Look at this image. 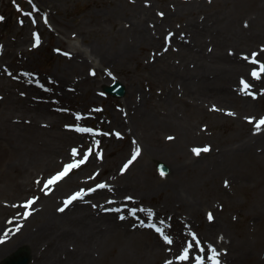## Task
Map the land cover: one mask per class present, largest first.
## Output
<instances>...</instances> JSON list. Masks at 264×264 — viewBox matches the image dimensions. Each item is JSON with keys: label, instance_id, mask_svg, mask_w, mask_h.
<instances>
[{"label": "rangeland", "instance_id": "374dc122", "mask_svg": "<svg viewBox=\"0 0 264 264\" xmlns=\"http://www.w3.org/2000/svg\"><path fill=\"white\" fill-rule=\"evenodd\" d=\"M214 1L31 0L29 2V0H0V16L4 18L0 21V47L3 51L0 56V118L2 112L11 111L9 120L21 124L20 131L22 132L29 131V126H34V122L36 124L44 123L46 128L50 129V120H56L58 124L52 128V131L57 144L63 136V130L74 132L76 135L78 134V137L81 136V133L72 130L75 125L91 128L98 133H106L102 140V146L95 143L93 147L98 153L104 154L100 162L107 169L104 171L100 163V165L92 166L91 162L75 168L73 172L69 173L68 178L79 173L81 177L79 176L74 185L66 184L68 191L89 179H94L95 176H99L92 183V185L95 183L97 185L104 178H108L109 173L117 171L120 162L128 159L134 153L136 145L131 149L127 147L128 140L134 138L133 134L127 133V128L125 131L120 130L119 123L115 121L113 123L114 115L121 111L126 99L141 102L140 105L143 109L151 105H161L160 110L166 113L168 112L166 102L176 98L179 100L176 114L181 119L183 118L188 130V134L185 133V139L182 141L181 150L188 163L195 161L192 150L201 143L209 141L211 146L220 149L225 145L240 147V143L248 141V149L243 155L242 151L246 148L241 146V151H234L229 156L226 152L220 156L221 161H225L229 166L227 169L217 170V173L210 174L207 183L203 181L202 174L198 170L186 171L185 188L191 190L192 198H199V204L194 205L195 207L189 208V205H187L188 207L180 205V201L176 200H171L170 204H166L165 193L143 197L142 203L149 206L148 208L162 207L163 204L167 206V211L162 208L160 214L155 215L148 222L162 227L165 233L173 239L171 246L180 254L188 240L191 239L190 233L192 232L197 234L203 245L207 224L203 208L208 205L202 206L204 202L209 204V201L214 202L222 215L226 216L224 224L226 230L230 233L233 232L236 236L246 231V227L248 228L250 225L251 231L256 236L261 235L263 243H260V246L264 247V226L260 225L264 222V212L260 215L263 216L259 218V223L257 220L254 222L253 214H249L262 210L261 205L264 203V131L261 132L263 127L259 131L255 129L256 122L264 118V96L262 94L264 92V74L261 75L263 79L260 82L261 94L253 100L256 105L253 109L245 108L238 104L236 99H229V97L225 104H221L215 98L202 101L201 98H198V94L186 92L185 96L188 100L184 102L181 99L184 94L180 82H176L177 91L168 94L170 88H165V83H159L158 77L152 78L147 74L150 65L158 57H160L159 64L165 60L170 64L178 65L182 59L177 53L185 51L186 43L196 50L197 41L195 42L192 38L191 32L186 31L187 24L192 20L193 23L205 25L206 15L215 14L213 11L219 8L213 3ZM218 1L222 2L220 3L222 7L224 0ZM191 4H198V7L193 14L185 15V8ZM206 4H210V11L206 10ZM144 7L147 8L145 14H141ZM256 10L253 2L243 4L241 9L237 10L236 15L242 20L245 19V15L252 14ZM29 12L32 13L31 16L24 14ZM147 12L154 17L161 13L163 16L168 13L177 14L161 23L147 15ZM45 17L48 21L47 24L44 22ZM125 17L147 24L144 27L151 30L150 35H153V31H157L161 38L159 46L150 45L149 40H145L142 46L135 43L136 45H131L130 50L127 49L125 52L121 50L119 56H112L116 59L112 60L113 63H103L99 58L95 59L91 53L92 47H101L103 53L108 54V52L119 50L122 44L134 43L133 31L137 29H131L130 25L126 24ZM120 27L123 29L120 30ZM34 34L40 36L41 42L37 47L33 46L35 43ZM187 34L189 36L185 42ZM211 47L212 45L208 46V48ZM75 55L77 58L81 57L79 55H85L90 57L93 62L71 68L66 61ZM188 63L190 69L197 66V62L193 58ZM255 68L259 71V64ZM77 78L80 82L71 95L62 96L56 91L60 82L69 85L73 83V79ZM116 78L120 79L130 90L129 94L126 93L122 98L108 95L103 91L104 81H113ZM198 78V76L194 77L195 81ZM246 81L252 82L250 78H247ZM154 82L156 83L154 84ZM7 88L10 90V94L13 93L10 96L13 101L10 98L6 100L9 96L6 94ZM15 98L19 100L15 101ZM239 102L242 103L240 100ZM42 105H45L47 109ZM41 109L44 111L42 112ZM77 116L81 119L77 120ZM250 120L252 122H249ZM6 129V125L0 119V134L3 136V140H6ZM152 130L147 132L145 128H140L138 133L145 138L148 134H152L149 138L156 146L172 144L180 138L177 126H158L154 131ZM109 132H114L115 135L116 133L120 134L116 135V139L122 142L119 147L126 146V151L122 156H118L120 148L112 151L114 153H108V149L111 147V141H107ZM203 133L207 135L205 140L202 138L205 137ZM27 134L29 135V133ZM99 135H93L94 142L101 141ZM126 136L127 139H125ZM18 142L19 146H23L22 139L12 140V146L7 141H0L1 222L9 221L19 202L36 196L44 187L47 179L56 176L66 165L74 162H70L69 158L63 160L57 156L56 162L58 158L60 160L57 165L41 166L39 164L37 166L34 164L32 168L25 169L23 161L26 160V157H22L21 166L14 167L13 165L18 160L17 157L24 154L16 155V151L24 149L23 146V149L18 150ZM32 142L43 147L46 145V136L40 134ZM64 144L71 145L69 141ZM88 149L89 143L87 142L85 149L76 155L75 160H80ZM38 154L39 157H42L43 153ZM156 158L149 156L145 159V162L149 163V168L148 175L145 172L147 176L144 178V185H148L147 181H151V179L156 182L158 178L169 175L161 176L157 168L159 159L167 163L168 160ZM25 164L27 165L26 162ZM232 172L237 174L235 181L230 177ZM122 176H128V173ZM127 181L129 180L127 179ZM165 213H172L173 216H165ZM180 218L182 220L178 221ZM177 240H180V245H177ZM9 248L11 247L9 246ZM19 248L13 249L12 252L1 258L0 264H3L5 259L12 256ZM198 254H200L198 249L194 248L192 259L185 263L195 264L194 257ZM163 260V257L161 260L158 258L156 264L163 263ZM97 264L133 263L125 257H116L115 254H110L100 258ZM147 264L155 263L147 262Z\"/></svg>", "mask_w": 264, "mask_h": 264}, {"label": "bare ground", "instance_id": "6f19581e", "mask_svg": "<svg viewBox=\"0 0 264 264\" xmlns=\"http://www.w3.org/2000/svg\"><path fill=\"white\" fill-rule=\"evenodd\" d=\"M242 2L243 4L253 2L257 10L252 14L245 15V19L241 20L236 13L238 9H241ZM213 3L219 8L213 11L215 14L206 15L205 25L193 23L194 21L192 20L190 21L191 23L187 24L186 31L191 32L192 38H194L195 42L197 41L196 50L193 46H188V43H186L188 47L185 46V51L177 53L182 59L178 65L170 64L165 60L159 64L160 57H158L150 65L151 67L149 66L147 74L152 78L158 77L159 83H165V88H170L168 94L170 92L175 93L177 91L176 85L180 82L184 94L181 99L184 102L188 100L185 96L186 93L198 94V98H201L202 101L215 98L221 104H225L229 99H236L241 106L253 109L256 107L254 99L252 96L243 93L241 80L246 81L247 78H250L252 81L248 83L251 86L250 91L255 93L256 97L261 94L260 82L263 79L257 80L252 77V71L258 70L255 68L256 64H252L250 60L252 53L259 54L257 56L259 61L264 60V51H262L264 49V0H224L222 7V4H220L222 2L218 0ZM206 5V10L208 11L210 4ZM197 7L198 4H191L185 8V15L187 13L193 14ZM146 9L144 7L141 14H145ZM146 14L154 17L149 12ZM176 14L168 13L164 16L159 14L154 18L156 21L163 23L166 19ZM131 18L133 19V17ZM125 19L127 21L126 24L130 25L131 29H137L133 31L134 43L122 44L116 52H108L109 55L106 52L103 53L101 47H92L91 53L95 59L99 58L103 63H113L112 60L116 59L112 56H119L121 50L124 52L127 49L130 50L132 48L131 45L135 43L142 46L145 40H149L148 43L150 45L159 46L161 38L157 31H153V35H150L151 30L144 27L147 24H143L137 19L133 21L129 17H125ZM119 29L123 28L120 27ZM188 36L189 34L185 36V42ZM210 45L212 47L208 48ZM79 56L82 58H77V55H75L71 59H67L66 62L71 68L93 62L90 57ZM245 56L249 57V60H245L243 58ZM191 58L197 62V66L194 69L188 67V62ZM196 76L199 77L197 81L194 79ZM155 79L157 81V78ZM72 82L69 85L60 82L59 86L56 87V91L62 96L71 95L78 87L80 80L77 78L76 80L73 79ZM107 82L110 83L111 80L104 81V85ZM129 91L127 89L126 93L129 94ZM6 94L9 95L6 98L8 100L13 93L10 94V90L7 88ZM11 100L13 101V99ZM18 100V98H15V101ZM178 101L177 98L173 101H167L168 112L166 113L160 110L161 105H151L143 109L140 105L141 102L126 99L121 111L114 115L113 123L114 121L119 123L120 130L125 131L127 128V133L133 134L134 138L133 140H128L127 147L131 149L136 145V148L139 147L141 150L140 155L126 170H123V166L133 154L128 159L121 161L117 171L109 173L108 178L103 179V184L108 185L107 188H94L96 189L95 191H89L93 189L90 185L99 176H95L94 179H89L82 185H78L76 187L78 192L81 191V187H84L85 190L87 188L85 192H88V194L83 199L73 201L63 212L59 211V209L64 207L65 196L70 192L66 188V184L74 185L80 173L70 179L68 178L69 174L50 186L48 190H44L43 187L34 196L35 203L30 209L24 207L29 200L19 202L14 214L10 216V220L0 221V241H3L0 242V261L13 249L23 247L24 251L29 252V264H97L100 258L110 254H115L116 257H125L133 264H147V262L156 264V260L158 258L161 260L162 257L164 260L161 264H166L169 260L172 261V264H185V262L178 260L180 252L177 253L171 245L165 244L154 229L146 226L150 224L152 217L160 214L162 208L167 211V206L163 204L162 207L148 208L147 205L142 203L143 197L165 193L166 204H170L171 200H176L177 202L180 201V205H189V208L195 207L194 205L199 204V198H192L191 190L185 188L186 171L198 170L202 174L203 181L207 183V178L210 174L217 173V170L227 169L229 166L225 161H221L220 156L226 152H228L229 156L234 151H241V146L246 148L242 151L243 155L248 149V141L240 143V147L237 145H225L220 149L211 146L209 141L201 143L195 147H209L210 151L201 152L199 156L193 154L195 161L188 163L185 161V156L181 150L182 141L185 139V133L188 134V130L183 118L181 119L176 114ZM42 106L47 109L45 105ZM41 111L43 112L44 110L41 109ZM10 113L11 111L2 112L0 119L6 125L5 133L7 136L6 140H3V136L0 134V141H7L12 146V140L22 139L24 149L23 146H19L18 142V150H23L16 151V155L24 154L17 157L18 160L13 165L14 167L21 166L22 157H26V160L23 161L25 169L32 168L34 164L37 166L39 164L41 166L57 165L60 162L59 158L56 162L57 156H60L63 160L72 157L73 147L80 153L85 149L87 142L91 149L95 145V139L92 134L86 136V134L81 133L82 136L78 137V134L64 130L63 136L59 140V144H57L55 134L52 131V128L58 124L56 120H50V129H47L44 123L39 124L38 122L36 124L34 122V126H29L31 130L28 129L29 131L22 132L20 131L21 124L9 120ZM158 126H177L180 133L179 140L177 139L178 141L172 144L156 146L149 138L152 134H148L145 138L138 133L140 128H145L148 132L152 129L154 131ZM263 131L264 127L261 129V132ZM40 134L46 136V145L43 147L37 146L32 142ZM105 135V132L99 135L101 141L98 146H102V140ZM203 135L205 137L202 138L205 140L204 138L207 135L205 133ZM107 138V141H111L108 153H114L112 151L120 148L119 146L122 145V142L116 139L114 132H109ZM125 139H127V136ZM68 141L71 145L64 144ZM125 151L126 146L124 145L120 148L118 156H122ZM40 152L43 153L42 157H39L38 153ZM97 154L96 151H93L88 158L87 162H91L92 166L102 163L100 161L103 158H98ZM103 156L104 154L102 153ZM149 156L168 160V163L164 160L161 161L168 164L170 171L169 175L167 174L168 176L158 178L156 182L150 178L151 181H147L148 185H144V178L148 175L149 168V163L145 162V159ZM101 168L104 171L107 169L105 165ZM145 172L147 175H145ZM125 173H128V176H122ZM230 177L235 181L237 174L232 172ZM128 197L132 199L129 200ZM206 205L208 206L203 208L207 220L203 240L206 264H210L207 261V256L210 255L208 245L215 247L221 253L219 257L221 264H264V247L260 246V243H263L261 235L258 234L256 236L249 225L248 228L246 227V231L235 236L233 232L230 233L224 227L226 216L222 215V212L218 210L219 207L215 206L212 201H209V204L204 202L202 207ZM134 209L136 210L135 216L131 214ZM140 209H144V211H140ZM261 209L257 212L249 213L254 215V222L257 220L259 223V218L263 216L260 215L264 212V203L261 205ZM149 211L154 213L151 218L148 214ZM26 212H31V214L25 216ZM209 213L213 216L211 221L208 219ZM170 215L173 216L172 213H165V216ZM121 216L124 219H120ZM181 216L183 217V215ZM149 219L150 221L148 222ZM180 220L182 219L180 218L178 221ZM260 225L263 227L264 222L260 223ZM180 240H177V245H180Z\"/></svg>", "mask_w": 264, "mask_h": 264}, {"label": "snow or ice", "instance_id": "6c2138e0", "mask_svg": "<svg viewBox=\"0 0 264 264\" xmlns=\"http://www.w3.org/2000/svg\"><path fill=\"white\" fill-rule=\"evenodd\" d=\"M29 2H31V0H29ZM25 15L31 16L32 13H24ZM160 15H163L162 13ZM4 18L2 16H0V21H2ZM44 22L47 24V18H44ZM21 23H23V21H21ZM33 23H35V20H33ZM35 37V43H34V47L39 46L40 44V36L39 34H34ZM262 51H264V49H262ZM65 55H68L67 53H65ZM259 54L258 53H252V57L250 62L252 64H259V71L253 70L251 75L254 79L259 80L261 78V75L264 74V63H260V61L257 59V56ZM245 60H249V57L245 56L243 57ZM94 74V73H93ZM9 75H11V73H9ZM241 84L243 85L242 91L245 95H249L252 96L253 99L256 98L255 93L250 91L251 86L244 81L243 79L241 80ZM262 94H264V92H262ZM97 111H99V109H97ZM230 115H232V113H229ZM77 120L81 119V117L77 116L76 117ZM249 122H252V120H250ZM262 127H264V118H261L258 122H256L255 124V129L256 131H259ZM75 130L77 132H86V133H91L93 135H99L101 133L95 132L93 129L91 128H84V127H79L77 126L75 128ZM117 136H119V133H116ZM169 139H172V137H169ZM97 145H99V141L95 142ZM140 148L137 147L132 155L131 160L128 161V163H126L123 166V170H126L128 168V166L140 155ZM194 155L199 156L201 154V152H208L210 151L209 147H204V148H194L193 150ZM93 150L91 148L88 149V151L86 153H84L83 158L80 160H76L71 164H68L64 167V169L59 172L55 177L49 179L45 185H44V190H48L50 188V186L56 184L57 182H59L60 180H62L63 178H65L73 169L75 168H79L81 165L85 164L88 161V158L90 155H92ZM79 153L77 152L76 149L72 150V155L76 156ZM98 158L102 159V154L98 153L97 154ZM160 175L164 176L166 175V172L161 169L160 171ZM226 186H227V181L225 182ZM108 185L106 184H99L97 185V188H107ZM96 189H90L89 191H95ZM88 192L85 191H80L77 192L75 195L71 196L68 200L65 201V205L64 207L60 208L59 211L63 212L65 210V208L70 205L73 201L77 200V199H83L85 195H87ZM129 200H131V197H128ZM35 203V198H33L32 200H29L24 207L25 208H31V206ZM118 211V210H117ZM140 211H144V209H140ZM31 212H26L25 216L30 215ZM133 216H135L136 214V210L134 209L131 213ZM149 217L151 218L154 213H151L150 211L148 212ZM120 219H124L123 216L120 217ZM208 219L211 221L213 219V216L211 213L208 214ZM141 223L143 224V222L141 221ZM161 223H163V221H161ZM149 228H152L155 230V232H157L160 237L162 238L163 242L167 245H171L173 244V239L171 236L167 235L165 233V230L162 227H158L156 224L151 223L146 225ZM17 231H19V229H17ZM7 235V234H5ZM191 239L188 240L186 246L183 248L182 254H180L178 256V260L182 261V262H187L190 259H192V250L198 249V252L200 254L195 255L194 259H195V264H206V259H205V247L201 244L200 239L197 237V234L192 232L190 233ZM3 242V241H0ZM208 251L210 252V255L207 256V261L210 262V264H221V261L219 259L221 253L213 246L208 245ZM166 264H172V261L169 260L166 262Z\"/></svg>", "mask_w": 264, "mask_h": 264}, {"label": "water", "instance_id": "95a60500", "mask_svg": "<svg viewBox=\"0 0 264 264\" xmlns=\"http://www.w3.org/2000/svg\"><path fill=\"white\" fill-rule=\"evenodd\" d=\"M105 89L108 92L120 96L125 93V86L119 81L115 82L112 86H106ZM159 167L164 171H168V167L163 163H160ZM20 252L21 251H18L12 258L7 259L4 264H27L29 256L27 254H21Z\"/></svg>", "mask_w": 264, "mask_h": 264}]
</instances>
